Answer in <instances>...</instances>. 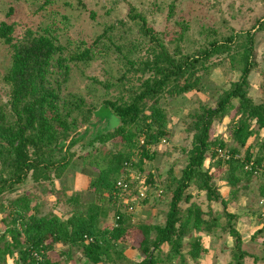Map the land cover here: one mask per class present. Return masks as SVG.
I'll use <instances>...</instances> for the list:
<instances>
[{"label": "trees", "instance_id": "trees-1", "mask_svg": "<svg viewBox=\"0 0 264 264\" xmlns=\"http://www.w3.org/2000/svg\"><path fill=\"white\" fill-rule=\"evenodd\" d=\"M172 12L171 6L168 17ZM127 19L136 26L143 43L138 59L133 57L137 38L114 43L109 32L114 25L107 26L91 42H62L46 28L37 32L27 29L16 36L12 22H0V39L10 50V63L3 75L7 97L0 103V197L28 180L35 185L53 184L77 159L84 166L98 169L88 188L99 196L96 201L71 207L64 219L55 213H40L38 205H31L29 193L13 197L10 219L4 214L1 217L4 228L0 234V264L14 252L21 264H64L67 257L61 250L56 251L58 245L80 246L89 264L115 263L123 256L115 249L119 242L131 245L141 256L137 261L127 260V264H184L186 257L195 261L206 252L201 234L219 227L233 238V264H245L241 235L235 226L237 215L229 208L241 190H249L252 177L260 182L258 195L264 203V179L255 173L264 165V138L257 146L248 144L242 149L249 137L264 130V99L257 103L248 94L250 71L257 69L264 74L258 69L254 36L264 31V14L255 18L248 30L232 28L228 35L208 40L191 52L182 51L179 44L170 45L172 41L165 40V34L135 7L128 9ZM120 23L124 24L122 20ZM186 27L175 33L174 40L183 36ZM110 52L122 63L118 75L109 74L105 79L86 75L89 83L81 91L67 89L73 71L83 72ZM222 61L236 77L219 89L214 106L201 103L190 115L186 164L179 176L172 177L175 185L167 184L172 196L164 223L150 219L134 223L127 219L122 209L126 205L114 198L116 181L127 180L131 195L138 192L136 182L141 181L142 187L153 184V173L140 180L134 178L133 168H141L145 159H151V147L170 134L160 98L200 91L203 79ZM111 88L116 93L107 95ZM112 115L119 124L110 129L108 120ZM226 116L231 145L224 137L214 136L212 130L213 121ZM107 143L112 148H104ZM218 147L234 155L241 153L244 159L232 156L223 160L216 151ZM209 151L213 166L223 174L227 196L221 194L220 183L213 180V166L203 167ZM134 156H138L137 163L132 161ZM251 160V170L244 169ZM191 187L203 191L210 203H218L220 214L214 215L210 209L206 215L193 201L183 208V201H190ZM105 198L119 219L116 226L100 228V218L108 215L109 208L102 201ZM223 216L224 223L220 221ZM260 220L264 222V218ZM186 237L187 255L183 253ZM34 252L42 255L41 262L37 263Z\"/></svg>", "mask_w": 264, "mask_h": 264}, {"label": "rangeland", "instance_id": "rangeland-1", "mask_svg": "<svg viewBox=\"0 0 264 264\" xmlns=\"http://www.w3.org/2000/svg\"><path fill=\"white\" fill-rule=\"evenodd\" d=\"M171 6L173 12L168 17ZM130 7H135L137 11L144 13L149 23L157 31L165 34V40L172 41L170 45L179 44L184 52L196 50L208 40L228 35L232 28L248 30L253 25L254 19L264 14V0H0V22L2 20L12 22L16 36L22 35L27 29L37 32L46 28L56 33L62 42L80 39L91 42L107 26L114 25L115 28L109 31L113 34L114 43L121 44L137 38L134 43L136 50L133 57L138 59L143 53V43L142 40H139L136 26L127 19V11ZM7 12H10L8 18L6 17ZM91 12L93 16H91ZM120 20L124 24L120 23ZM176 21L179 23L177 24ZM183 25L187 26L183 36L179 40H174L175 33L181 30ZM254 36L257 42L255 54L258 56V69L264 71V31L256 32ZM107 44H111L108 39ZM116 60L119 59L110 52L97 58L90 66L85 67L83 72L78 69L73 71L72 77L67 83V89L81 91L89 83V78L86 75H96L103 79L109 74L118 75L122 70L120 69L122 63ZM9 63V47L0 39V103L5 101L7 97V86L3 80V75ZM252 73L248 80L251 83L253 94L256 85L264 83V75L256 69H253ZM235 77V72L231 70L227 62L222 61L212 67L209 76L207 75L203 79L200 91L169 99L160 98L159 103L167 113V127L170 134L165 140L151 147L150 152H153L151 159H145L141 168H133L134 178L136 176L137 179L139 177L140 180H144L148 173H153L154 182L151 185L145 184V188L142 187L146 197L143 200H138L131 212L122 208L127 219L134 223L145 222L146 219L159 224L164 223L172 196L167 184L175 185L172 177L179 176L186 164L185 150L190 147L191 142V132L188 131V125L191 122L190 115L198 109L201 103L214 106V98L219 89L227 87L228 79H235ZM221 83L224 85L221 86ZM112 93H116V89L111 88L107 95ZM224 119H227V116ZM222 121L220 119L214 120L212 130L214 134L224 132V135L227 136L228 125L222 124ZM103 146L108 149L112 148L110 143ZM210 153L209 151L206 154L203 165L205 169L213 166L214 160L210 159ZM132 161L137 163L138 156H134ZM83 164H81V160H75L63 178L53 181V184L35 185L28 180L17 187L15 191L2 194L0 197L3 204L2 207L0 206V234L4 228L1 224V217L3 214L8 219L11 217L10 200L24 192L29 193L31 205H38L40 213H55L63 219L68 215L67 211L71 207L76 208L99 199V196L88 188L89 181L94 178L98 169ZM212 174L214 182L220 183L219 187L222 194L227 196L228 190L224 187L222 172L213 166ZM250 183L252 184H249V190H241L237 198L231 201L230 208L231 211L238 212H236L235 225L240 230L241 237L244 238V242L242 240L241 244V249L245 251L244 263L264 264V260L259 259L260 255H264V231H257L264 226L263 223L259 222L260 218H264V205L259 201L260 182L252 177ZM188 192L191 194V198L188 203L183 201V208L193 201L201 207L206 215L210 209L214 215L220 214V205L210 203L203 191L191 187ZM102 201L109 208L107 219L110 221L113 218L114 207L106 198ZM75 203L78 204L75 205ZM238 219H240L239 224L237 223ZM220 221L224 223L225 217H220ZM213 230H215V235L210 237L204 235L201 238L206 252L195 261L186 257L184 264H233L231 260L233 240L231 236L223 232L221 227ZM9 237L7 235L6 239ZM188 242L189 237L183 239V253L185 255H187ZM224 244L231 246L225 248L223 247ZM60 247L62 255L67 257L64 264H70L71 254L79 260V264L81 261H86L80 246L61 245ZM115 249L118 250V248ZM163 249L166 251L167 247L164 246ZM164 254L161 256L163 257ZM115 263L127 264L126 260H117ZM115 263L111 261L107 264ZM4 264L21 263L18 261L16 252H14L13 255L6 257Z\"/></svg>", "mask_w": 264, "mask_h": 264}, {"label": "crops", "instance_id": "crops-1", "mask_svg": "<svg viewBox=\"0 0 264 264\" xmlns=\"http://www.w3.org/2000/svg\"><path fill=\"white\" fill-rule=\"evenodd\" d=\"M256 71H257V69H256ZM260 71V70H259ZM253 70H251L250 71V73H249V75H248V77H250L253 73ZM259 73V72H258ZM261 73V72H260ZM263 74V73H262ZM264 75V74H263ZM223 81V80H222ZM224 82H225V80H224ZM212 83V82H211ZM250 83V82H249ZM224 84L223 83H221V86H223ZM252 87H253V85H252ZM256 89H255V92L252 94V92H251V90H252V88H251V83H250V87H249V92H248V94L252 97V99H253V101L254 102H261V101H263V99H264V83H259L258 85H256V87H255ZM225 119H223V121H222V124H225ZM226 131H227V129H226ZM227 134H228V132H227ZM214 136H217V137H220V138H222V137H224L228 142H229V144H233V140L231 139V137L229 136V135H227V136H225L224 135V132H222V133H217V134H214ZM264 137V130H260L259 131V133H258V135H254V136H251V137H249V140L247 141V143H246V145L244 146V147H242V149H244L248 144H251V145H253V146H257V144H258V142H259V140H261L262 138ZM250 184H252V183H250ZM224 187H225V189H227L228 190V187H226L225 185H224ZM244 191V190H243ZM229 192V191H228ZM221 194H222V191H221ZM245 194H247L246 192H245ZM223 195V194H222ZM227 195H228V193H227ZM206 196V195H205ZM223 196H226V195H223ZM260 199H262L261 197H259ZM260 199H259V201H260ZM263 205H264V203H263ZM230 210H232L231 208H229ZM234 213H236L237 211H233ZM238 213V212H237ZM114 215V214H113ZM264 215V214H263ZM108 217H106L105 219L104 218H100V220H99V226H100V228H103V227H106V226H109V225H112V222H113V219H114V217L110 220V221H108V219H107ZM240 219H238L237 220V223L239 224L240 222ZM259 222H261V223H263V225H264V222H262L261 220L259 221ZM236 226V225H235ZM262 227V226H261ZM261 227H259V228H261ZM236 229H237V226H236ZM238 231H239V233H240V230L239 229H237ZM214 231L215 230H213L212 232H210V233H208V234H201V237L200 238H202V236H212V235H215V233H214ZM257 231H259V232H263L264 231V226L261 228V229H257ZM228 234V233H227ZM194 235H199V233H194ZM240 235H241V233H240ZM232 238V237H231ZM243 237H241V239H242ZM232 240H233V238H232ZM243 240V242H244V238L242 239ZM201 243H202V241H201ZM203 245V244H202ZM221 245V243L219 244V246ZM229 246H231V245H229V244H227V245H223V247H225V248H228ZM61 247H60V245H58V246H56V251H58V252H60V249ZM117 248H118V251H121V253L123 254V256H120V258L121 259H119V260H129V261H137V260H139V259H141V256H140V254H139V252L137 251V249H135V248H132V246L131 245H129V244H126V243H124V242H119L118 244H117ZM120 248V249H119ZM83 254V253H82ZM84 256V255H83ZM259 259L262 261V260H264V255H260V257H259ZM84 260H86V259H84ZM232 260V259H231ZM89 264L88 262L86 263V261H81V264ZM70 264H79V260H77L76 258H74V256L71 254V256H70Z\"/></svg>", "mask_w": 264, "mask_h": 264}, {"label": "built area", "instance_id": "built-area-1", "mask_svg": "<svg viewBox=\"0 0 264 264\" xmlns=\"http://www.w3.org/2000/svg\"><path fill=\"white\" fill-rule=\"evenodd\" d=\"M216 151L218 152V155L223 159V160H228L229 158H231L232 156L238 159H244L243 155L241 153L238 154H232L231 151L227 148H217ZM253 164H252V160L249 162H246L244 164V169L246 170H251ZM255 173H258V175L260 177H262L264 179V165L262 167H258V170H255ZM136 186L138 187V192L135 195H131L130 193V183L123 179V180H117L116 181V185H115V190H114V198L117 199V203H123L124 205H126V210L127 211H132L135 206L137 205V201L138 200H143L146 197V193L144 192V189L142 188V186L140 187V183L136 182ZM262 199L260 200V202L262 203ZM119 219V215L116 214L114 215V219L112 222V225L116 226L117 225V220ZM88 240L90 241L91 238H88ZM33 256L36 258L37 263L42 261V255L38 252H34Z\"/></svg>", "mask_w": 264, "mask_h": 264}, {"label": "water", "instance_id": "water-1", "mask_svg": "<svg viewBox=\"0 0 264 264\" xmlns=\"http://www.w3.org/2000/svg\"><path fill=\"white\" fill-rule=\"evenodd\" d=\"M119 124L118 119L115 116H111L108 120V127L111 129Z\"/></svg>", "mask_w": 264, "mask_h": 264}]
</instances>
